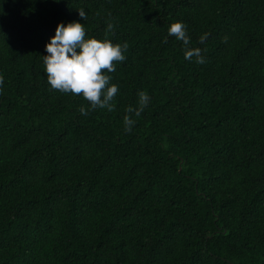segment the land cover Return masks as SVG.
<instances>
[{
  "label": "trees",
  "instance_id": "1",
  "mask_svg": "<svg viewBox=\"0 0 264 264\" xmlns=\"http://www.w3.org/2000/svg\"><path fill=\"white\" fill-rule=\"evenodd\" d=\"M74 20L128 45L112 111L47 81ZM0 76V264H264V0H0Z\"/></svg>",
  "mask_w": 264,
  "mask_h": 264
},
{
  "label": "clouds",
  "instance_id": "2",
  "mask_svg": "<svg viewBox=\"0 0 264 264\" xmlns=\"http://www.w3.org/2000/svg\"><path fill=\"white\" fill-rule=\"evenodd\" d=\"M82 20L87 19L83 8L77 9ZM114 25L108 23L106 34L103 39L86 34L85 26L79 21L59 23L55 28L54 36L45 45L46 55L43 56L44 70L47 81L55 91L82 96L90 105L91 109L114 110L112 103L119 89L110 83L111 76L106 73L116 71V64L123 62L124 53L128 49L127 43L123 45L113 43L107 33L113 30ZM168 34L174 36L184 45V56L187 60L196 58V63L205 62L202 51L198 47H190L191 40L187 35L185 25L180 21L172 22L168 27ZM207 33L199 40L204 43ZM3 77L0 76V84ZM150 102V97L144 91L139 93L138 106L127 108L123 118L124 129L131 132L136 121L144 108ZM82 115L88 112L84 107L79 109Z\"/></svg>",
  "mask_w": 264,
  "mask_h": 264
}]
</instances>
